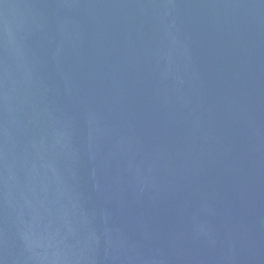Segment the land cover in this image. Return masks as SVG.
Masks as SVG:
<instances>
[{"label":"water","instance_id":"95a60500","mask_svg":"<svg viewBox=\"0 0 264 264\" xmlns=\"http://www.w3.org/2000/svg\"><path fill=\"white\" fill-rule=\"evenodd\" d=\"M0 264H264V0H0Z\"/></svg>","mask_w":264,"mask_h":264}]
</instances>
